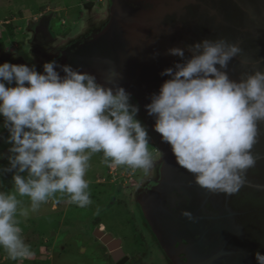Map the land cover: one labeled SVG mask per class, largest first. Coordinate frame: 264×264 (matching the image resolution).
<instances>
[{
  "label": "clouds",
  "instance_id": "obj_1",
  "mask_svg": "<svg viewBox=\"0 0 264 264\" xmlns=\"http://www.w3.org/2000/svg\"><path fill=\"white\" fill-rule=\"evenodd\" d=\"M187 49V57L180 47L168 49L180 61L160 73L169 78L144 107L161 142L196 185L234 196L264 160L256 150L264 125V57L245 55L239 42L223 36ZM236 57L247 70L232 78L229 66ZM42 68L0 63V129L8 133L0 134L8 145L0 151V160L7 161L0 164V178L10 174L12 184L5 190L0 180V248L12 260L33 255L21 218L49 201L58 205L64 196L79 208L93 203L86 175L94 154L102 153L110 168L127 166L145 174L156 164L148 128L138 119L139 105L123 86L111 76L101 82L96 73L55 59ZM181 215L197 219L186 209ZM254 257L264 264V253Z\"/></svg>",
  "mask_w": 264,
  "mask_h": 264
},
{
  "label": "water",
  "instance_id": "obj_2",
  "mask_svg": "<svg viewBox=\"0 0 264 264\" xmlns=\"http://www.w3.org/2000/svg\"><path fill=\"white\" fill-rule=\"evenodd\" d=\"M226 1L229 6L232 0ZM219 2L222 4L220 7ZM219 2L108 0V10L87 15L82 30L74 37L65 41L60 40L59 45L54 43L57 48L50 51V54L44 55V50L38 49V54L43 53L42 58L37 57V54L36 57L30 58L34 60L33 65L38 71H43L42 65L45 61L55 59L60 64H71L81 70L94 72L101 82H105L106 76H111L112 82L123 86L131 94V102L139 105V115L151 134L150 141L160 148L161 154L156 159L154 168L150 170L151 172L158 170L159 174L149 175L138 188V196L165 249L169 242L170 245L175 242L174 239L182 230L183 232L189 230V220L182 216L180 211L159 218L151 217V211L156 207H163L164 201L170 198L173 191L183 190L193 196L191 205L185 209L197 216L195 211L198 203L194 199H198L203 189L195 184L191 173L178 165L170 146L161 142L159 134L153 129L154 118L147 114L144 107L151 102V94L157 93L161 84L169 78L160 73L165 68L174 67L175 63L180 61V57L169 54L168 49L180 47L185 50L187 57L190 55L188 45L204 38H218V32L221 31L222 36L229 41L239 42L245 55L253 58L264 57L258 43L259 39L248 23V14H244L240 6L233 11L235 17L230 16L229 24L213 34L217 28L213 26L215 14H222L223 19H226L227 15V9L223 8L225 2L221 0ZM49 24L50 18H43L39 30L41 41L46 44L54 40ZM39 43L36 49L43 45ZM239 59L240 57H236L230 63L229 74L232 78H238L242 71L247 70L239 66ZM28 60V57L20 56L17 64L31 65ZM256 150L264 153V128H261L260 142L256 145ZM261 164H264V160L259 161L255 169L250 170L251 182L249 181L248 188H264V177L260 175L264 166ZM156 166H159L158 169H155ZM210 195L215 199L217 194ZM253 196L252 198L260 203L262 195L258 193ZM211 219L213 234L225 227L228 213L226 211L221 216H211ZM259 220L262 223L258 225L259 236L257 235L255 242L258 240V243H263L264 221ZM200 242L192 241L188 246L189 264H202L204 256L197 245ZM247 242L249 241L244 238L242 243ZM170 258L177 260L175 255H170Z\"/></svg>",
  "mask_w": 264,
  "mask_h": 264
},
{
  "label": "flooded vegetation",
  "instance_id": "obj_3",
  "mask_svg": "<svg viewBox=\"0 0 264 264\" xmlns=\"http://www.w3.org/2000/svg\"><path fill=\"white\" fill-rule=\"evenodd\" d=\"M208 3H212L213 0H205ZM224 1L223 8L227 9L226 19H223L222 14H215L214 16V25L218 28H224L229 24L230 16L235 17V12L240 6L244 14H248V23L255 34L258 33L251 23V17L259 14V10L262 9L264 5L263 0H244L243 3L238 2V0H232L228 6V1ZM219 2V0H218ZM261 2H263L261 4ZM86 6L83 11L80 12L81 16L79 19L82 22L83 14L91 15L92 13H102L109 8L108 0H99L95 3L93 0H88L85 2ZM220 2L218 6L220 7ZM217 6V7H218ZM222 7V6H221ZM262 7V8H260ZM248 8L251 11H245ZM260 8V9H259ZM196 16V14H194ZM56 12L53 10H46L38 18L32 20V23L29 25V36L27 38V44L23 48V54L21 56L28 57L29 63L33 65L34 56H39L42 58V54H38L39 50H44V55L50 54V51H54L57 48V45L60 44L61 34L57 33L53 26L52 22L56 18ZM50 18L49 29L54 36L53 41H49L48 44L42 42L40 37V24L43 18ZM194 17V16H193ZM32 26V27H31ZM222 26V27H221ZM214 27V28H215ZM83 28L81 24L78 30H75L74 27L69 29L71 34H67V39L74 37L78 34ZM205 29H207L205 27ZM219 37L223 34L221 31L218 32ZM61 40V41H60ZM40 42V43H39ZM43 44L39 47L37 44ZM55 43V44H54ZM39 49V50H38ZM19 58V57H18ZM16 58V64L18 63ZM138 119L142 121L141 116L138 113ZM145 125V124H144ZM150 138L151 134L149 132ZM8 145L0 147V151L7 150ZM149 150L153 153L156 159L160 156L161 150L154 143H149ZM5 160H0V162ZM105 168L99 169V171L91 176L86 177L89 180L90 187L93 190L91 197L96 199H105V205L102 210V213H107L112 208V205L119 203V205L132 204L135 206V212L133 209H128V222H132L134 227L140 233L142 238V244L139 249H136L133 246V239L129 234H124L122 231H114L108 227L101 216L97 212L95 217L89 216L88 220L89 226L87 230L91 232L92 242L96 244L99 250L102 252V262L100 264H189V251L188 246L191 245L192 241H201L198 243V248L200 253L204 256L202 264H257L254 253L260 251L264 253V242L258 243L255 242V239L258 235V225L264 221V212L258 213L257 204L258 201H255L252 197L253 194L258 195L260 193L264 196V188L251 189L246 186L241 192L234 196H226L224 194H217L215 199H213L210 193L206 189H202V194L198 195L196 201L197 207L195 217L196 221H189L190 228L186 232L181 231L175 239L174 243L170 245L169 242L167 249L162 244L161 239L157 235V232L153 229L150 219L146 214L145 207L142 202L139 201L138 188L144 183V181L152 173L159 174L158 170L154 172H148L145 174L143 170L140 169H131L127 166H120L117 168H110L105 163ZM159 166H156L155 169H158ZM255 179V178H254ZM257 180V179H256ZM249 181L251 182V175H249ZM12 187L11 182H8L7 187ZM250 187V186H249ZM97 193V194H96ZM193 196L187 194L183 190H176L170 194V198H167L163 204V207L159 206L156 209L151 211V217H165L167 214L172 212H177L182 209H185L191 205L193 201ZM52 204L53 209H60L63 207V203L56 205L54 202L49 201ZM67 203H64V206ZM105 210V211H104ZM264 210V209H263ZM227 211L228 221H226L225 227L216 233L211 234L212 219L211 216H221ZM100 214V213H99ZM262 217V218H261ZM120 224L122 223L119 221ZM121 226V225H120ZM119 229L124 228V224ZM178 229V228H177ZM184 229V228H183ZM188 229V227H187ZM57 233H55L56 235ZM258 235V236H257ZM90 237V236H89ZM246 238L249 242L243 244V240ZM106 242H104V240ZM30 240V239H29ZM264 240V239H263ZM38 243V242H36ZM170 245V246H169ZM55 246L54 241H51L50 238H46L41 241L39 244L34 245V249L45 248V251L49 254ZM66 249L65 247L63 248ZM170 254H169V253ZM170 255H175L177 260L170 258ZM84 264H97L94 261H84Z\"/></svg>",
  "mask_w": 264,
  "mask_h": 264
},
{
  "label": "rangeland",
  "instance_id": "obj_4",
  "mask_svg": "<svg viewBox=\"0 0 264 264\" xmlns=\"http://www.w3.org/2000/svg\"><path fill=\"white\" fill-rule=\"evenodd\" d=\"M93 1L97 3L99 0ZM85 2H88V0H0V39L6 49H11L12 52L16 53V58L18 59L21 56L20 54L25 51L23 47L27 44L29 25L32 20L50 9L56 12L57 15L52 22L54 30L61 34L59 35L61 40H66V35L72 33L71 31L69 32L70 28L74 27L75 30H78L80 25L84 24L87 16L86 12L83 14L82 22L79 17L81 16L80 12L86 6ZM7 21L12 22L16 26L15 36L9 33L8 27L5 25ZM251 23L258 32L264 33V5L259 10V14L257 13L254 17H251ZM217 31H219L218 28L213 31V34ZM1 50L2 47H0V52H2ZM261 128H264L263 125H261ZM0 134L3 136L8 135L4 129H0ZM5 145L7 146L3 140H0V147ZM0 164L6 165L7 161H2ZM104 166L105 162L102 153L94 154L90 160V167L86 177L91 176L92 173L96 174L99 169L105 168ZM0 180H2L5 190L11 189V186L7 187L8 182H11L10 174L0 178ZM90 192L91 194L93 193L91 187ZM57 196L59 197L60 194H57ZM91 199L93 203L89 207L79 208L76 205L67 203V197L64 196L61 197V202L59 203H63L62 208L53 209L52 204L48 202L42 204L39 212L31 214L28 219L21 218L22 235L25 243L31 246L33 255L29 259H18L19 262L39 258L45 260V264H84L83 262L86 260L100 264L103 259L102 252L92 242L91 232L87 230L89 226L88 220H90L89 216H93L97 212L100 213L98 215L108 224L109 228L129 234L133 239V246L139 249L142 244L140 233L132 222H128V209L134 208L135 212V206L132 204L128 206L119 205L117 203L111 206L110 211L103 214L105 199H98V201H95L96 199L92 197ZM24 201L25 204H28L27 197L24 198ZM64 203H67V207L66 205L64 206ZM256 207H258V213L264 212V198H261L260 203ZM119 221L124 224V228L119 229V226H122ZM55 233L57 234L55 235ZM46 238H50L55 243L53 250L49 254L45 251V248L39 250L33 248L34 245L39 244ZM64 247L66 248L65 250L63 249ZM0 258L1 260L8 258L3 248H0Z\"/></svg>",
  "mask_w": 264,
  "mask_h": 264
},
{
  "label": "trees",
  "instance_id": "obj_5",
  "mask_svg": "<svg viewBox=\"0 0 264 264\" xmlns=\"http://www.w3.org/2000/svg\"><path fill=\"white\" fill-rule=\"evenodd\" d=\"M5 23H6L5 25L8 27L9 33L12 36H15L16 30H17L16 26L14 24H12V22H8L7 21ZM256 36H257L258 39H260V40H258V43H259V46H260L261 50H263V52H264V33L263 32H258L256 34ZM0 47H2V50H1L2 52H0V54H1L0 63H3L5 61H9L11 63H15L16 64V53L12 52L11 49H6V47L3 45V42L1 41V39H0ZM262 165L264 166V164H261V166ZM260 175L262 177H264V169L261 170ZM262 198H264V196H262ZM262 219H264V218H262ZM0 264H45V263H44L43 260H41L39 258H35L33 260L32 259L25 260L24 262H19V260H12L10 258L1 260V258H0Z\"/></svg>",
  "mask_w": 264,
  "mask_h": 264
},
{
  "label": "crops",
  "instance_id": "obj_6",
  "mask_svg": "<svg viewBox=\"0 0 264 264\" xmlns=\"http://www.w3.org/2000/svg\"><path fill=\"white\" fill-rule=\"evenodd\" d=\"M43 261H45V260H43Z\"/></svg>",
  "mask_w": 264,
  "mask_h": 264
}]
</instances>
